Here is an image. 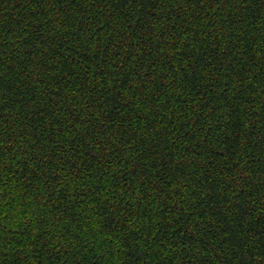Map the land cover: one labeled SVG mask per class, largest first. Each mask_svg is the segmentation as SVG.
I'll list each match as a JSON object with an SVG mask.
<instances>
[{
	"label": "trees",
	"instance_id": "trees-1",
	"mask_svg": "<svg viewBox=\"0 0 264 264\" xmlns=\"http://www.w3.org/2000/svg\"><path fill=\"white\" fill-rule=\"evenodd\" d=\"M0 264H264V0H0Z\"/></svg>",
	"mask_w": 264,
	"mask_h": 264
}]
</instances>
